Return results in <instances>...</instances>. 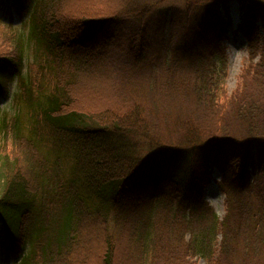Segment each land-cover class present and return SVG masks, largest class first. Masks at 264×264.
Listing matches in <instances>:
<instances>
[{
	"label": "trees",
	"instance_id": "1",
	"mask_svg": "<svg viewBox=\"0 0 264 264\" xmlns=\"http://www.w3.org/2000/svg\"><path fill=\"white\" fill-rule=\"evenodd\" d=\"M165 1L0 0L32 16L26 41L0 34V95L23 79L0 119L2 264H264V0H182L181 21ZM233 3L249 58L228 96Z\"/></svg>",
	"mask_w": 264,
	"mask_h": 264
},
{
	"label": "rangeland",
	"instance_id": "2",
	"mask_svg": "<svg viewBox=\"0 0 264 264\" xmlns=\"http://www.w3.org/2000/svg\"><path fill=\"white\" fill-rule=\"evenodd\" d=\"M161 9L162 11H167V14L176 15L177 19L182 20L183 13V2L182 0H166L160 6L156 7ZM155 8V9H156ZM30 16H27L25 19H20L16 15L9 13L8 11L2 9L0 10V34H8V33H23L24 40L26 41L27 33L30 28ZM228 21V19H227ZM242 22V14L239 12L236 4H233L230 8V17H229V27H227V35L229 39L225 42L228 65H227V79L225 83L227 95L229 96L233 91L238 89L241 85V74L243 69L248 63L249 53L247 50V45L244 37L240 32H237L236 25ZM257 27L262 31V37L260 39L259 44L263 46L264 42V22L256 23ZM1 41V40H0ZM1 44V42H0ZM28 50L25 55L24 68L21 71V74L25 76L28 74L29 67H32V63L34 60V50L28 44ZM256 61V60H254ZM151 62V61H149ZM35 74V73H34ZM33 74V75H34ZM22 78V77H21ZM18 79L17 82L11 83L8 85L6 97L3 98L0 96V119L6 113L8 116L13 112L14 99L21 92L19 85L21 84V80ZM24 78V77H23ZM141 78V77H140ZM133 82V81H132ZM142 89V88H141ZM141 93L138 97H140ZM102 97L104 99H108V93L103 92ZM16 102V101H15ZM17 103V102H16ZM106 102H103L100 105H97L98 108L104 107ZM212 181L211 183L204 189L203 198L206 201V204L211 207L217 217L219 219L223 218L225 215L227 204H226V194L224 191H220L219 186L221 185V177L220 174L213 171ZM158 211L162 212L165 210L171 209L170 207H160L158 205ZM173 209H177L174 207ZM26 225H29L30 228L26 231V234L29 236L33 233V227H44V222H35V221H27ZM36 248V246H35ZM121 259L126 260V257L123 256ZM120 259V260H121ZM123 260V261H124ZM196 264H206L205 261L201 258L194 259ZM125 262V261H124ZM123 264V262H122ZM126 264V262H125Z\"/></svg>",
	"mask_w": 264,
	"mask_h": 264
}]
</instances>
